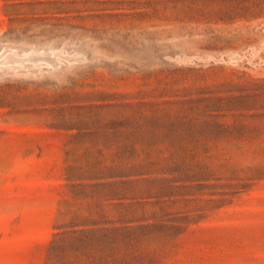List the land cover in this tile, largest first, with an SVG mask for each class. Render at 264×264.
Segmentation results:
<instances>
[{
  "label": "rangeland",
  "instance_id": "rangeland-1",
  "mask_svg": "<svg viewBox=\"0 0 264 264\" xmlns=\"http://www.w3.org/2000/svg\"><path fill=\"white\" fill-rule=\"evenodd\" d=\"M89 226L101 264H264V0H0V264H98Z\"/></svg>",
  "mask_w": 264,
  "mask_h": 264
},
{
  "label": "trees",
  "instance_id": "trees-1",
  "mask_svg": "<svg viewBox=\"0 0 264 264\" xmlns=\"http://www.w3.org/2000/svg\"><path fill=\"white\" fill-rule=\"evenodd\" d=\"M107 230H108L107 227L89 226L77 231H73L76 232L77 234L74 237L76 243L74 245V249L75 252L80 254L76 256V259L80 260V257H85L86 259H89L93 256L95 252L96 254H99L97 255L99 257L98 264H101V262L105 260V257L101 255L102 250L99 249L97 242L101 239V237L106 236L105 233L107 232ZM57 234L60 235L59 233ZM60 248L61 251H63L65 249L64 244H62ZM61 264H83V263L76 262V260H68L61 262Z\"/></svg>",
  "mask_w": 264,
  "mask_h": 264
}]
</instances>
